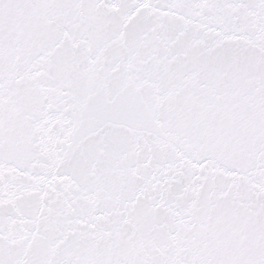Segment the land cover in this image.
<instances>
[{"label":"snow or ice","instance_id":"snow-or-ice-1","mask_svg":"<svg viewBox=\"0 0 264 264\" xmlns=\"http://www.w3.org/2000/svg\"><path fill=\"white\" fill-rule=\"evenodd\" d=\"M0 264H264V0H0Z\"/></svg>","mask_w":264,"mask_h":264}]
</instances>
